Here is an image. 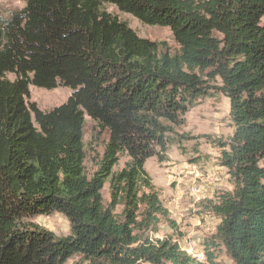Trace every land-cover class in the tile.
Returning <instances> with one entry per match:
<instances>
[{"label":"trees","instance_id":"16d2710c","mask_svg":"<svg viewBox=\"0 0 264 264\" xmlns=\"http://www.w3.org/2000/svg\"><path fill=\"white\" fill-rule=\"evenodd\" d=\"M108 3L169 27L179 50L139 36ZM31 85L72 93L43 110ZM213 88L230 100L235 130L221 162L234 189L211 207L221 222L199 260L172 236L155 237L162 219L176 222L145 163L167 159L168 134ZM87 116L108 134L90 176ZM123 153L129 160L116 170ZM55 212L69 220L67 236L30 220ZM219 246L233 264H264V0H25L2 19L0 264L74 255L87 264H220Z\"/></svg>","mask_w":264,"mask_h":264},{"label":"rangeland","instance_id":"374dc122","mask_svg":"<svg viewBox=\"0 0 264 264\" xmlns=\"http://www.w3.org/2000/svg\"><path fill=\"white\" fill-rule=\"evenodd\" d=\"M24 5L25 0H0V21L7 18L11 11ZM104 8L127 22L139 36L163 43L162 47L171 53L179 50L169 27L145 24L133 15L120 11L113 4H105ZM9 77L12 78L13 75L9 74ZM216 84L221 85L219 79ZM71 93L72 90L64 86L47 89L31 85L30 101L43 110H50L64 103ZM185 119L182 126L174 127L173 132L168 134L167 159L161 162L157 157H151L147 159L145 168L151 175L170 218L176 222L173 227L162 219L155 237L172 236L188 253L199 260H205L204 241L216 233L221 222V218L211 207L220 194L234 189L228 169L221 162L222 153L229 150L235 130L230 115V100L220 89L213 88L209 96L200 99L185 115ZM107 139L108 134L100 131L87 116L83 141L84 166L89 176L102 158ZM128 160L127 154H121L115 169L123 168ZM102 193L105 203H108V182ZM121 209V206L118 207L117 212ZM30 220L57 236H67L71 231L69 220L59 212L38 215ZM216 257L220 264H233L223 246L216 249ZM65 264L87 262L80 255H74Z\"/></svg>","mask_w":264,"mask_h":264}]
</instances>
